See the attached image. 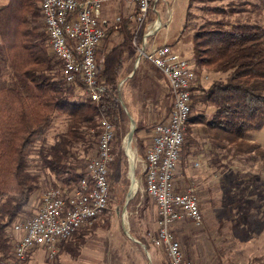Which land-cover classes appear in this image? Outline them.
<instances>
[{
    "label": "trees",
    "instance_id": "trees-1",
    "mask_svg": "<svg viewBox=\"0 0 264 264\" xmlns=\"http://www.w3.org/2000/svg\"><path fill=\"white\" fill-rule=\"evenodd\" d=\"M40 5L41 0H8L0 7V264L13 261V227L23 220L32 197L42 191L41 174L32 170V156L37 155L43 170L61 186L76 185L86 176V165L96 156L101 120L119 126L117 86L136 50L135 4L132 16L120 17L118 24L106 30L97 56V83L106 90L99 102H92L86 93L78 94L79 89L85 91L81 82L68 83L63 78L62 64L50 51ZM203 9L220 18L205 20L192 34V63L197 76L191 88L192 111L198 112L189 120L182 160L197 155L192 152L195 141L191 126L195 124L202 125L211 143L213 165L222 164L218 159L221 151L224 158L249 155L252 162L264 159L260 144L246 142L249 133L264 128V26L230 18L238 14L259 16L264 3L229 0L221 6L206 4ZM154 19L150 11L147 21ZM189 21L187 12L184 31ZM198 68L224 78L213 80L205 89ZM207 108L213 109L209 119L205 118ZM56 117H64L67 127L55 136L54 143L46 144L45 136ZM117 138L110 163L113 170L118 168L121 153V138ZM139 150L144 156V147L140 145ZM48 182L47 189L60 187ZM106 221L80 229L74 241L61 247L78 258L87 235L97 228L107 229ZM28 258L17 264H27ZM54 260L50 259V264H56Z\"/></svg>",
    "mask_w": 264,
    "mask_h": 264
},
{
    "label": "rangeland",
    "instance_id": "rangeland-1",
    "mask_svg": "<svg viewBox=\"0 0 264 264\" xmlns=\"http://www.w3.org/2000/svg\"><path fill=\"white\" fill-rule=\"evenodd\" d=\"M251 1L264 3V0ZM7 2L8 0H0V7ZM228 2L229 0H195L192 3L190 0H159L151 9V15L155 19L146 21V26L138 34V42L146 35L148 27L159 17L163 21L170 10L169 24L154 33L149 42L154 46L168 43L182 58L192 63L194 29L205 20L220 18L203 7L206 4L221 6ZM187 12L190 13V21L188 29L184 31ZM230 18L264 26V11L259 16L238 14ZM136 58L135 50L129 56L127 71L117 86L120 122L115 127L114 143L118 141L119 135L121 153L118 168H110L112 192L108 210L96 222L108 221L107 232L104 233L101 244L108 249L112 264H168L165 252L153 245L158 232V212L155 202L145 192L142 161L151 143L152 130L156 124L168 119L173 99L162 74L147 61H142L135 69ZM198 69L201 72L199 80L205 89L213 80L224 78V75L213 73L207 68ZM77 92L80 95L85 93L82 89ZM202 109L203 107L199 108V115L202 114ZM197 112L193 110L191 118ZM212 112V108H207L205 118L209 119ZM132 120L135 128H139V131H134L131 142L135 161L131 160L125 148L133 127ZM66 127L64 117H56L53 128L45 136V143H54L55 136ZM191 128L195 141L192 152L197 156H190L185 162L181 155L176 174L180 171L185 175L188 180L186 187H195L203 224L196 226L191 220L175 224V234L186 260L191 264H264V159L257 158L252 162L247 159L249 155H230L224 158L225 152L221 151L218 159L222 164L213 165L214 156L210 153L213 149L202 125L195 124ZM187 138L188 132L185 143ZM246 142L260 144L264 150V128L249 133ZM140 145L144 147V156L139 154ZM32 159L35 161L32 170L41 174L43 185L42 191L32 197L34 211L47 189L45 184L49 183L48 180L58 186L62 184L43 170L36 154ZM194 163H199V166ZM132 174L138 182L136 187L133 185ZM201 179L204 183H199ZM133 186L134 194L129 198ZM33 214L34 212H26L22 219ZM76 237L78 234L67 242L74 241Z\"/></svg>",
    "mask_w": 264,
    "mask_h": 264
},
{
    "label": "built area",
    "instance_id": "built-area-1",
    "mask_svg": "<svg viewBox=\"0 0 264 264\" xmlns=\"http://www.w3.org/2000/svg\"><path fill=\"white\" fill-rule=\"evenodd\" d=\"M105 0H41L42 17L51 53L62 64L66 82H81L87 97L99 102L105 86L97 83L98 51L106 30L118 24L102 17ZM159 0H134L138 8L137 28L133 40L137 58L135 69L142 61L150 63L169 85L173 105L168 119L153 128L151 143L145 151L143 180L145 192L155 202L158 232L153 240L162 249L168 264H191L186 260L173 226L185 219L196 226L203 224L199 198L194 186L182 191L175 188L176 170L185 143L192 114L191 88L197 81L194 65L176 53L172 46L150 44V38L170 20L155 22L157 27L139 40L148 14ZM97 154L86 165V176L76 185L47 189L34 214L17 222L14 234L22 236L14 243L13 262L20 263L35 248H44L54 260L59 246L72 239L82 228L91 226L108 208L111 198L110 163L115 127L107 119L100 122Z\"/></svg>",
    "mask_w": 264,
    "mask_h": 264
},
{
    "label": "crops",
    "instance_id": "crops-1",
    "mask_svg": "<svg viewBox=\"0 0 264 264\" xmlns=\"http://www.w3.org/2000/svg\"><path fill=\"white\" fill-rule=\"evenodd\" d=\"M8 3V2H7ZM7 3L3 4L6 5ZM135 9L134 0H105L102 7V17L113 22L118 17H130L133 14ZM163 21L170 20L171 11L168 10ZM160 46V45H159ZM172 46V45H171ZM173 48V46H172ZM174 50V48H173ZM177 53V52H176ZM193 56V53H192ZM192 58V57H191ZM166 85L169 88V85L166 81ZM162 114V113H161ZM164 119V117H163ZM167 120V119H166ZM165 120V121H166ZM164 121V122H165ZM153 135V130H152ZM152 137V136H151ZM197 156V155H196ZM144 164V159L142 161V166ZM198 165L199 163H194ZM204 183V180L201 179L199 183ZM188 184V180L183 173L180 171L177 172L175 176V188L178 191H182ZM35 204V203H34ZM33 202L29 204L26 208L27 212H35L37 208L33 211ZM107 232V229L97 228L94 231L90 232L88 240L80 250V255L78 258H73L67 247L59 246V253L57 258L54 260L56 264H112L109 258V251L107 248H104L101 244V240L104 237V233ZM22 236V234H14V243ZM10 264H17L13 261ZM27 264H50V259L44 248H35L28 258Z\"/></svg>",
    "mask_w": 264,
    "mask_h": 264
},
{
    "label": "bare ground",
    "instance_id": "bare-ground-1",
    "mask_svg": "<svg viewBox=\"0 0 264 264\" xmlns=\"http://www.w3.org/2000/svg\"><path fill=\"white\" fill-rule=\"evenodd\" d=\"M157 25H158V24H156V23L151 24L150 27H149V31H150V32L153 31V30L157 27ZM127 140H128V138H127ZM125 148H126V150H127V153L129 154L131 160L133 161L135 155H133L132 146H131V143H129V141H126V146H125ZM134 161H135V160H134ZM132 181H133V185H135V187H136V185H137L138 182H137V180L135 179V177L133 176V174H132ZM135 187L133 186V188H131V191H130V194H129V198H132V197H133V194H134V188H135Z\"/></svg>",
    "mask_w": 264,
    "mask_h": 264
},
{
    "label": "water",
    "instance_id": "water-1",
    "mask_svg": "<svg viewBox=\"0 0 264 264\" xmlns=\"http://www.w3.org/2000/svg\"><path fill=\"white\" fill-rule=\"evenodd\" d=\"M161 18L159 17L158 19H157V22L158 23H161ZM132 123H133V127L131 128V131H130V133H129V135H128V141H129V143H131L132 142V136H133V134H134V131L136 130V128H135V124H134V121L132 120ZM135 242H137V243H139L140 244V242L139 241H137V240H135Z\"/></svg>",
    "mask_w": 264,
    "mask_h": 264
}]
</instances>
